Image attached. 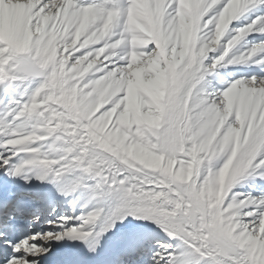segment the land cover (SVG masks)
<instances>
[{
  "label": "snow or ice",
  "instance_id": "obj_1",
  "mask_svg": "<svg viewBox=\"0 0 264 264\" xmlns=\"http://www.w3.org/2000/svg\"><path fill=\"white\" fill-rule=\"evenodd\" d=\"M0 264H264V0H0Z\"/></svg>",
  "mask_w": 264,
  "mask_h": 264
}]
</instances>
